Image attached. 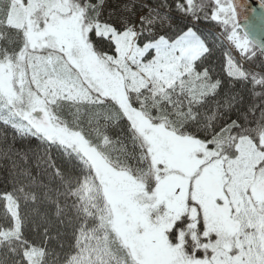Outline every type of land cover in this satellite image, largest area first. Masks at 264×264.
Masks as SVG:
<instances>
[{
	"label": "snow or ice",
	"instance_id": "6c2138e0",
	"mask_svg": "<svg viewBox=\"0 0 264 264\" xmlns=\"http://www.w3.org/2000/svg\"><path fill=\"white\" fill-rule=\"evenodd\" d=\"M246 7L0 0V264H264Z\"/></svg>",
	"mask_w": 264,
	"mask_h": 264
},
{
	"label": "water",
	"instance_id": "95a60500",
	"mask_svg": "<svg viewBox=\"0 0 264 264\" xmlns=\"http://www.w3.org/2000/svg\"><path fill=\"white\" fill-rule=\"evenodd\" d=\"M243 2V0H241ZM255 9V13L252 14L248 9ZM264 14L259 7V0H247V7L244 12L241 13V24H243V17H248L249 21L252 22L256 27V36L261 41H264V27L260 26L258 18Z\"/></svg>",
	"mask_w": 264,
	"mask_h": 264
}]
</instances>
